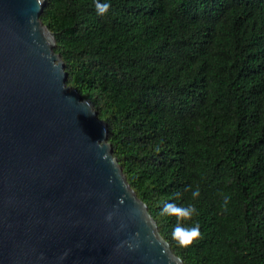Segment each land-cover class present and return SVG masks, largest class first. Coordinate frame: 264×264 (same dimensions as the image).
I'll use <instances>...</instances> for the list:
<instances>
[{
    "label": "trees",
    "instance_id": "1",
    "mask_svg": "<svg viewBox=\"0 0 264 264\" xmlns=\"http://www.w3.org/2000/svg\"><path fill=\"white\" fill-rule=\"evenodd\" d=\"M111 5L98 16L93 0H45L67 83L105 120L122 173L183 264H264V0ZM176 192L198 209L186 224L201 226L184 249L175 218L159 215Z\"/></svg>",
    "mask_w": 264,
    "mask_h": 264
},
{
    "label": "water",
    "instance_id": "2",
    "mask_svg": "<svg viewBox=\"0 0 264 264\" xmlns=\"http://www.w3.org/2000/svg\"><path fill=\"white\" fill-rule=\"evenodd\" d=\"M44 5L0 0V264H183L162 252L107 124L67 85Z\"/></svg>",
    "mask_w": 264,
    "mask_h": 264
},
{
    "label": "clouds",
    "instance_id": "3",
    "mask_svg": "<svg viewBox=\"0 0 264 264\" xmlns=\"http://www.w3.org/2000/svg\"><path fill=\"white\" fill-rule=\"evenodd\" d=\"M42 3V0H37V4ZM94 8L96 14L98 16H104L107 14L112 7L111 0H93ZM46 45L52 47L56 44L55 35L48 34L45 36ZM46 59L51 62L53 68H60L62 64L57 65L54 63L55 59L53 56L46 54ZM104 121V120H103ZM105 122V121H104ZM106 123V122H105ZM108 142V141H107ZM191 187V186H188ZM187 190V188L185 189ZM201 195L199 186H196L191 190V197L193 199L199 198ZM181 196L180 192H176L173 194L172 198L163 202L162 207L160 208L159 215L161 217H174L175 223L171 229V239L175 243L178 248L184 249L193 244L195 240H197L200 235V224L198 222H194L193 224H186V221L190 220L192 217L198 215V209L195 204L187 203L181 204L177 202V198ZM229 201V197H224V205L226 206ZM139 213L144 215L146 221H150L151 217L144 213L143 207L139 209ZM106 219L111 220V213L106 217ZM155 235V233H153ZM137 236V235H136ZM138 237V236H137ZM158 242L164 244L162 247V252L167 254L166 241L158 240ZM127 246L130 250L139 247V243L133 244L131 241L127 242ZM177 261L179 257L176 258Z\"/></svg>",
    "mask_w": 264,
    "mask_h": 264
},
{
    "label": "rangeland",
    "instance_id": "4",
    "mask_svg": "<svg viewBox=\"0 0 264 264\" xmlns=\"http://www.w3.org/2000/svg\"><path fill=\"white\" fill-rule=\"evenodd\" d=\"M44 2H45V0H44ZM67 85L68 86H70V84L69 83H67ZM71 87V86H70ZM78 91V90H77ZM78 93H79V95L83 98V99H88V97L86 96V95H84L83 93H80L79 91H78ZM93 109L94 110H96V108L93 106ZM105 121V120H104ZM119 164V163H118ZM168 247H169V249L171 250V248H170V246L168 245ZM172 251V250H171ZM173 252V251H172Z\"/></svg>",
    "mask_w": 264,
    "mask_h": 264
}]
</instances>
